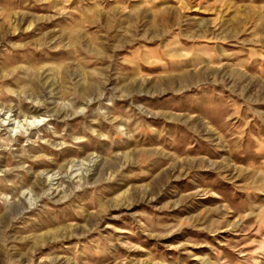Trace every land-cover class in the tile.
<instances>
[{
    "label": "rangeland",
    "instance_id": "1",
    "mask_svg": "<svg viewBox=\"0 0 264 264\" xmlns=\"http://www.w3.org/2000/svg\"><path fill=\"white\" fill-rule=\"evenodd\" d=\"M0 264H264V0H0Z\"/></svg>",
    "mask_w": 264,
    "mask_h": 264
},
{
    "label": "bare ground",
    "instance_id": "2",
    "mask_svg": "<svg viewBox=\"0 0 264 264\" xmlns=\"http://www.w3.org/2000/svg\"><path fill=\"white\" fill-rule=\"evenodd\" d=\"M27 125V124H26Z\"/></svg>",
    "mask_w": 264,
    "mask_h": 264
}]
</instances>
